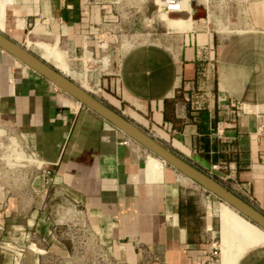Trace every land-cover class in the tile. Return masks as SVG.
Masks as SVG:
<instances>
[{"label":"crops","instance_id":"crops-1","mask_svg":"<svg viewBox=\"0 0 264 264\" xmlns=\"http://www.w3.org/2000/svg\"><path fill=\"white\" fill-rule=\"evenodd\" d=\"M86 10L0 0V31L89 92L93 79L107 106L264 214V25L227 34L193 22L129 44L104 71L91 66L103 47ZM0 125L53 178L0 171V264H215L202 188L1 47ZM223 225L228 253L243 252ZM237 264H264V247Z\"/></svg>","mask_w":264,"mask_h":264},{"label":"rangeland","instance_id":"rangeland-1","mask_svg":"<svg viewBox=\"0 0 264 264\" xmlns=\"http://www.w3.org/2000/svg\"><path fill=\"white\" fill-rule=\"evenodd\" d=\"M192 1L196 6L204 8V17L193 18L196 11L191 8V0H182L180 10L173 13L163 12L158 9L157 4H161L162 0H85L87 10L86 16L84 17L88 19L89 25L93 24L94 30L87 33V36L91 38L95 36L92 39H95L98 44L102 43L101 47H103L99 54L103 59L98 60L91 66L94 68L102 67V70L106 71L105 69L112 65L111 60L117 57L129 44L148 40L158 42L161 38L165 40L171 34H178L183 30L189 29L193 22L202 23L208 28L227 34L256 28L254 26V18L256 25L261 27L264 25V0ZM259 8L262 9L259 10ZM27 48L39 55L35 47L29 46ZM93 81L92 79L91 84H85L87 89L98 100L109 105L105 98L108 92L102 87L92 86ZM6 128L0 125V129L5 131L3 135H0V171H4L6 174L7 171L16 172V170H20V173H22L26 170L33 171V168H36L35 166H40L25 161H23L24 163L20 162L19 165L10 164L11 162H15L12 159H8L14 157L12 154V148L14 146L11 144L10 137L16 138V134L11 129ZM22 150L26 153L23 148ZM147 153L154 156L148 151ZM3 155L4 158L1 159ZM165 165L169 167L168 164ZM34 175L32 172V175H27V177L32 178ZM9 176L14 179L16 177L12 174ZM220 183L226 187L224 181L220 180ZM201 192L203 196L202 206L205 212L215 222V226L211 229L212 232L208 240V247L206 248V259H210L215 264H220L219 220L216 215V210L220 204L221 213L225 218L223 233L229 235L231 241H239L243 244V252L235 249L234 254L231 255L229 253L227 264H237L239 258L248 249L264 247V240H262L261 236L263 235L264 237V234L260 228L247 226L246 223L250 222L243 216L215 198L212 194L202 189Z\"/></svg>","mask_w":264,"mask_h":264},{"label":"water","instance_id":"water-1","mask_svg":"<svg viewBox=\"0 0 264 264\" xmlns=\"http://www.w3.org/2000/svg\"><path fill=\"white\" fill-rule=\"evenodd\" d=\"M191 8L196 13L193 18H202L205 15L203 7L196 6L191 0ZM0 47L14 56L16 59L38 72L40 75L49 80L57 88L69 94L80 104L84 105L103 119L107 120L128 138L142 146L149 153L159 157L165 164H168L174 170L196 183L206 192L216 198L226 202L249 221L264 230V214L251 206L242 198L237 196L231 190L227 189L216 179L189 164L175 153L171 152L152 136L134 124L120 112L110 108L89 91L75 84L54 65L47 62L41 56L32 53L26 46L13 41L0 31Z\"/></svg>","mask_w":264,"mask_h":264},{"label":"bare ground","instance_id":"bare-ground-1","mask_svg":"<svg viewBox=\"0 0 264 264\" xmlns=\"http://www.w3.org/2000/svg\"><path fill=\"white\" fill-rule=\"evenodd\" d=\"M182 2V0H180V3ZM106 64V63H105ZM7 129V128H6ZM5 133V131L3 129H0V135H3ZM10 141H11V144L12 146H14L12 149H13V155L14 157L12 158H8V159H12L14 160L15 162H11L10 164H16V165H19L20 162H30V163H34L36 165H40V162L37 160V158L33 155V154H26L23 152L21 146L19 145L18 141L16 140L15 137H10ZM11 146V145H9ZM4 147V146H3ZM4 151V150H3ZM7 153V152H6ZM5 153V154H6ZM3 154V153H2ZM11 154V155H12ZM155 156V155H154ZM7 157V156H6ZM157 157V156H156ZM4 158V155L3 157L1 156V159ZM159 158V157H157ZM6 159V158H5ZM160 159V158H159ZM161 160V159H160ZM162 161V160H161ZM163 162V161H162ZM18 163V164H17ZM24 163V162H23ZM27 164V163H26ZM33 164V165H34ZM29 165V163H28ZM216 198V197H215ZM218 199V198H217ZM220 200V199H219ZM222 201V200H220ZM224 204H226L227 206H229L230 208H232L230 205H228L226 202L222 201ZM221 204L219 206V208L216 210V215L218 217V220L220 222H224L225 218L223 216V214L221 213ZM234 211H236L234 208H232ZM238 214H240L238 211H236ZM241 216H243L242 214H240ZM244 217V216H243ZM245 219H247L246 217H244ZM248 220V219H247ZM249 221V220H248ZM251 222V221H250ZM252 223V222H251ZM254 224V223H253ZM255 225V224H254ZM257 226V225H255ZM258 227V226H257ZM259 228V227H258ZM261 229V228H260ZM262 230V229H261ZM264 232V230H263ZM219 251H220V256H221V259H220V264H227V260H228V250L226 249V246L223 242V240L221 239V235H220V232H219Z\"/></svg>","mask_w":264,"mask_h":264},{"label":"built area","instance_id":"built-area-1","mask_svg":"<svg viewBox=\"0 0 264 264\" xmlns=\"http://www.w3.org/2000/svg\"><path fill=\"white\" fill-rule=\"evenodd\" d=\"M158 5V9L163 11V12H167V13H173V12H177L180 10V0H162L161 4H157ZM261 126L260 131L262 133H264V129ZM216 133H221L222 131V126H216ZM212 169H214L216 167V164H213ZM38 168H40L42 170V173L45 177V181L48 183L50 181L53 180L52 175H51V171L49 168L45 167L44 164L42 163L40 166H38Z\"/></svg>","mask_w":264,"mask_h":264}]
</instances>
